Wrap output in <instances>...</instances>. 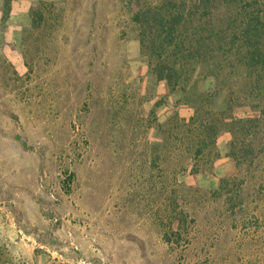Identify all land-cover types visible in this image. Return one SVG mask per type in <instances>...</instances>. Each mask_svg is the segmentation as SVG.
Segmentation results:
<instances>
[{
    "label": "rangeland",
    "instance_id": "rangeland-1",
    "mask_svg": "<svg viewBox=\"0 0 264 264\" xmlns=\"http://www.w3.org/2000/svg\"><path fill=\"white\" fill-rule=\"evenodd\" d=\"M192 116L125 0H0V263L264 264V155Z\"/></svg>",
    "mask_w": 264,
    "mask_h": 264
},
{
    "label": "trees",
    "instance_id": "trees-1",
    "mask_svg": "<svg viewBox=\"0 0 264 264\" xmlns=\"http://www.w3.org/2000/svg\"><path fill=\"white\" fill-rule=\"evenodd\" d=\"M125 5L149 75L193 110L187 124L198 130L194 156L223 133L231 135L228 156L236 165L264 155V0Z\"/></svg>",
    "mask_w": 264,
    "mask_h": 264
}]
</instances>
